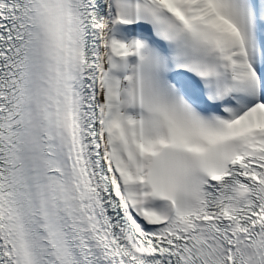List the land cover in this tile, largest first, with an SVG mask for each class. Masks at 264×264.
I'll use <instances>...</instances> for the list:
<instances>
[{
	"label": "snow or ice",
	"instance_id": "1",
	"mask_svg": "<svg viewBox=\"0 0 264 264\" xmlns=\"http://www.w3.org/2000/svg\"><path fill=\"white\" fill-rule=\"evenodd\" d=\"M0 264H264V0H0Z\"/></svg>",
	"mask_w": 264,
	"mask_h": 264
}]
</instances>
